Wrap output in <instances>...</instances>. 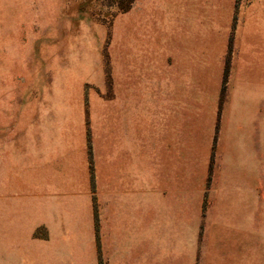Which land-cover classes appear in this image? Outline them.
<instances>
[{"label": "crops", "instance_id": "obj_1", "mask_svg": "<svg viewBox=\"0 0 264 264\" xmlns=\"http://www.w3.org/2000/svg\"><path fill=\"white\" fill-rule=\"evenodd\" d=\"M126 19L93 180L86 148L56 163L42 221L84 225L93 264H263L264 0H134Z\"/></svg>", "mask_w": 264, "mask_h": 264}, {"label": "rangeland", "instance_id": "obj_2", "mask_svg": "<svg viewBox=\"0 0 264 264\" xmlns=\"http://www.w3.org/2000/svg\"><path fill=\"white\" fill-rule=\"evenodd\" d=\"M133 1L0 0V264H93L89 230L70 220L49 229L50 200L33 191L66 188L54 166L81 162L84 148L93 180L112 36L125 35Z\"/></svg>", "mask_w": 264, "mask_h": 264}, {"label": "trees", "instance_id": "obj_3", "mask_svg": "<svg viewBox=\"0 0 264 264\" xmlns=\"http://www.w3.org/2000/svg\"><path fill=\"white\" fill-rule=\"evenodd\" d=\"M134 2V1H133ZM133 2L131 3V5H129V6H126L125 8H123L124 9V11H127L131 6H132V4H133Z\"/></svg>", "mask_w": 264, "mask_h": 264}]
</instances>
